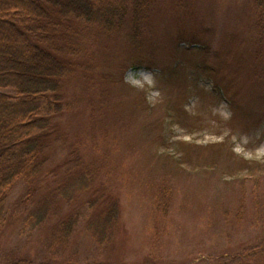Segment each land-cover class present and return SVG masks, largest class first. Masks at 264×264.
<instances>
[{
    "label": "rangeland",
    "instance_id": "374dc122",
    "mask_svg": "<svg viewBox=\"0 0 264 264\" xmlns=\"http://www.w3.org/2000/svg\"><path fill=\"white\" fill-rule=\"evenodd\" d=\"M123 1L114 31L57 18L40 38L74 70L39 181L8 190L0 264H264V7Z\"/></svg>",
    "mask_w": 264,
    "mask_h": 264
},
{
    "label": "trees",
    "instance_id": "16d2710c",
    "mask_svg": "<svg viewBox=\"0 0 264 264\" xmlns=\"http://www.w3.org/2000/svg\"><path fill=\"white\" fill-rule=\"evenodd\" d=\"M257 6L264 7V0H257ZM126 11L123 0H0V230L9 188L18 180L31 185L39 181L57 116L64 111L65 80L74 70V50L68 52L67 44L54 48L40 38L57 18L97 23L111 32ZM2 88H12L17 98ZM109 203L101 232L96 234L100 239L115 233L118 209L112 198ZM44 216L41 211L38 217ZM75 225L73 217L59 221L52 243L65 245Z\"/></svg>",
    "mask_w": 264,
    "mask_h": 264
}]
</instances>
